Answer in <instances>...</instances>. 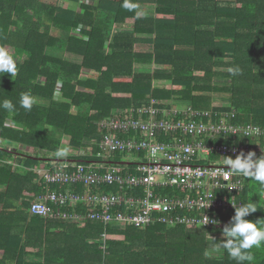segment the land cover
<instances>
[{
    "label": "trees",
    "instance_id": "1",
    "mask_svg": "<svg viewBox=\"0 0 264 264\" xmlns=\"http://www.w3.org/2000/svg\"><path fill=\"white\" fill-rule=\"evenodd\" d=\"M149 6L153 12L145 13ZM0 46L19 58L15 77L0 76V103L17 109L0 108L7 142L0 146V264H66V255L89 264H236L213 245L224 226L201 232L178 226V235L168 237V227L153 224L126 240L119 225L88 220L79 239L67 235L76 242L51 245L47 231L80 223L31 213L30 201L47 191L38 171L43 157L69 147L85 150L70 159L100 161L98 122L151 97L162 105L182 95L198 109H236V122L264 127V0H0ZM236 66L235 76L220 69ZM158 78L171 79L172 87H155ZM219 91L231 105L212 104L210 93ZM23 94L35 99L30 111L20 107ZM238 141L264 147L263 137ZM115 156L118 162L122 154ZM244 182L243 190L224 191L225 198L256 203L246 219H264V189ZM226 213L231 218L235 209ZM25 229L36 236L25 240ZM251 251L264 264V246Z\"/></svg>",
    "mask_w": 264,
    "mask_h": 264
},
{
    "label": "built area",
    "instance_id": "2",
    "mask_svg": "<svg viewBox=\"0 0 264 264\" xmlns=\"http://www.w3.org/2000/svg\"><path fill=\"white\" fill-rule=\"evenodd\" d=\"M234 115V113L210 112L192 105L166 106L154 98L149 103L120 110L98 122L101 129L110 132L104 137L101 147L111 151L147 150L149 162L141 164L138 173H122L118 167H112L110 171L101 173L90 164H80L74 172L62 171L48 174L47 177L52 181L63 179L72 182L82 181L88 185L117 183L121 186H132L134 191L128 195L88 192L61 196L49 193L41 201L33 203L31 213L51 217L54 214L47 204L48 201L62 204L68 201H83L86 204L85 211L59 210L55 217L68 222L94 220L105 226L111 223L137 227L153 224L171 227L184 223L201 225L208 217L209 223L203 226L225 225L230 218L218 213L226 209H234L233 204L237 205V203L226 199L223 193L240 189L242 177L232 176L224 164L203 163L195 159L209 156L214 152L228 155H238L241 151L245 154L249 151L256 154L263 153L264 147L238 143L211 145L203 140L198 141L196 136L201 134L264 136V129L260 126L232 123L230 117ZM207 117L208 123L205 121ZM118 130H141L150 138L147 137L142 141L134 138L120 139L114 133ZM157 132L175 134V136L170 142H158L152 138ZM159 187H172L180 191L182 189L192 195H157L156 189ZM230 187L237 188L229 189ZM211 220H217L218 223L213 224Z\"/></svg>",
    "mask_w": 264,
    "mask_h": 264
},
{
    "label": "bare ground",
    "instance_id": "3",
    "mask_svg": "<svg viewBox=\"0 0 264 264\" xmlns=\"http://www.w3.org/2000/svg\"><path fill=\"white\" fill-rule=\"evenodd\" d=\"M153 99V97H151V100ZM155 99V98H154ZM150 100V101H151ZM156 101H158L159 103H161L159 100L155 99ZM162 104V103H161ZM181 103H178L176 102L175 100H173L170 104L166 105V106H171V105H177V106H181V107H186L187 105H192L191 103H183L185 105H179ZM193 106V105H192ZM194 107V106H193ZM207 111H212V112H220V113H234L235 115L233 117H230L231 118V122L236 124V125H248V124H252V125H257V126H260L258 124H255V123H245V122H236L235 119L237 118V111L236 109H232V110H219V109H216L214 106L210 109H205ZM109 118V117H108ZM217 119V117L215 118V120ZM205 121L208 123L209 122V118H205ZM9 124H12L10 121H9ZM100 127V126H99ZM261 128L264 129V127L260 126ZM100 131H102V138L101 140L99 141L98 145H99V149L101 150V152H103V159L98 161V160H91V161H87V162H79V161H72V162H66L63 166L61 165H58V162H55L54 165L52 167H41L38 169L39 173H40V176H41V179L44 181L45 185H46V188H47V191H45L44 193L42 194H39L35 197H33L32 201H31V206H30V212H31V208H32V205L34 202H37V201H41L42 198L49 194V193H55L57 195H69V196H72V195H77V194H85V193H96V192H101V193H111V194H131L133 191H134V187L132 186H128V185H124V186H121L117 183H114V184H109V183H103V184H100V185H93V184H86L82 181H77V182H72V181H66V180H61V181H52V180H49L47 175L48 174H56L57 172H62V171H66V172H74L76 171L77 169V166L80 165V164H84V165H92L95 170L97 171H100L101 173H106L108 171H110L112 169V167H118V169L120 170V172L122 173H129V174H136L138 173V168L141 166V164L143 163H148L149 162V159H148V156H147V150L146 151H134V150H114V151H111L110 149H104L101 147V142L103 141L104 137L106 136V134H109L110 132L108 130H105V129H101L100 128ZM116 134V136L120 139H137L138 141H142L143 139L149 137V135H146L145 133H143L141 130H138V131H123V130H118V131H115L114 132ZM119 133H123V134H126V136L124 137H120L119 136ZM134 133V134H133ZM175 134H166V133H155L153 135V139L155 141H158V142H170L171 140H173ZM160 137V138H159ZM241 137L243 138H246V137H251L253 138L254 140H257L259 138H264V136H257V137H254V136H247V135H242V134H237V135H233V134H227V135H224V134H219V135H215V136H209L207 134H201L199 136H196V139L199 141V140H203L205 142H207L208 144H211V145H217V144H232V143H238V144H247V143H244L242 141H238V139H241ZM150 138V137H149ZM191 138V136H189V139ZM194 138V137H193ZM192 138V140H193ZM219 138H222L223 141H215V139H219ZM249 145H252V146H256L255 144H249ZM119 153H129V154H132L135 156V158L133 160H128V159H124L122 161H114V159L112 158V156L115 154H119ZM258 154H264L263 153H257L256 155ZM226 156H236V155H228V154H219L217 152H214L212 154H210L209 156H202V157H199V159H195V160H200L202 161L203 163H209V164H220V165H223L224 164V161L226 159ZM67 165V166H66ZM67 185V186H74V185H83L84 186V189L82 191H77V190H73V189H69L67 191H57V190H53L51 189V185ZM103 186L105 187H114L116 188L115 191H104L103 190ZM244 186H245V182H244V178L242 177V186L240 189L238 190H235V191H240V190H243L244 189ZM168 190V191H166ZM227 192H230V191H227ZM234 192V191H232ZM156 194L157 195H163V194H168V195H188V196H191L192 194L189 193L188 191L186 190H178V189H174L172 187H159L156 189ZM227 199V198H226ZM230 201H235L233 199H228ZM236 202V201H235ZM237 203V206H239L240 204L238 202ZM48 206L53 210V216H55V214H57V212L59 210H62V211H79V212H82V211H85L86 209V204L85 202L83 201H77V202H72V201H68L64 204H62L61 202H55V201H48L47 202ZM235 209V208H234ZM234 209H226L224 212L222 213H218L219 215L223 216V217H228L226 211L227 210H234ZM229 218V217H228ZM88 220H85V221H82V222H78V223H84ZM71 223H77V222H71ZM178 226H185L186 228H190V227H196V226H200V225H186L184 223V225H176V226H171V227H178ZM224 225H213V226H203V228H206V229H211V228H218V227H223ZM170 228V227H168Z\"/></svg>",
    "mask_w": 264,
    "mask_h": 264
},
{
    "label": "clouds",
    "instance_id": "4",
    "mask_svg": "<svg viewBox=\"0 0 264 264\" xmlns=\"http://www.w3.org/2000/svg\"><path fill=\"white\" fill-rule=\"evenodd\" d=\"M81 1L90 3L92 0ZM124 7L129 8V5L125 3ZM80 26L83 28V25H79L78 30L81 29ZM18 59L7 47L0 46V76L8 74L11 78L15 77L18 74ZM230 73L234 76L239 75L241 69L238 66L233 67ZM19 104L21 108L30 111L35 104V99L30 94H23ZM0 108L7 110L10 114H15L17 111L9 100L0 103ZM55 155L62 158L68 153L61 148L57 149ZM224 166L230 170L232 176L252 180L264 189V155L257 157L253 151L246 154L241 151L234 159L230 156L226 157ZM231 188L237 187L229 189ZM255 205L256 203L253 202L241 203L239 206L233 204L235 213L222 228V238L219 241L213 239L214 247L217 250L224 249L236 264H256V257L251 250L264 246V219L256 221L246 219L247 216L257 211L258 208ZM207 223H209L208 217L200 226ZM211 223L217 224L218 221L211 220Z\"/></svg>",
    "mask_w": 264,
    "mask_h": 264
},
{
    "label": "rangeland",
    "instance_id": "5",
    "mask_svg": "<svg viewBox=\"0 0 264 264\" xmlns=\"http://www.w3.org/2000/svg\"><path fill=\"white\" fill-rule=\"evenodd\" d=\"M147 9H149L148 11H146L145 13H152L153 12V10H154V7L153 6H149V7H147ZM126 28H128V27H126ZM8 49H9V51L11 52L12 51V48H10V47H7ZM138 49V48H137ZM148 49V48H147ZM146 50V49H145ZM146 67H149V66H145V65H141V66H137V68L138 69H141V70H143V69H146ZM221 70H230L229 68H220ZM84 73L86 72V71H83ZM228 80H229V78H228ZM218 82H216V84H217ZM153 85L155 86V87H160V88H171L172 87V81H171V79H161V78H158V79H155L154 81H153ZM223 85H225V84H223V83H218L217 84V86H223ZM220 90V89H219ZM210 95H211V98H212V101H213V105H221V106H223V105H231L232 104V98H231V96L229 95V94H227V92H221V91H219V92H212V93H210ZM174 100L176 101V102H178V103H181V104H179V105H185V104H183V103H187V102H191V101H189L188 99H186L185 97H183L182 95H178V96H175L174 97ZM2 138L0 137V146L1 145H4L5 146V143H7L5 140L2 142ZM12 147V146H11ZM11 147H10V149H11ZM8 148V147H7ZM23 148V147H22ZM63 149L64 148H66V147H62ZM23 150H26L25 148L23 149ZM71 150V151H70ZM28 152H33V150L32 149H28L27 150ZM27 151H25V152H27ZM74 152V151H76V154H78L79 152H83L84 150H73V149H68V152ZM78 151V152H77ZM119 154H122V157H121V160L120 161H122V160H124V159H128V160H133L134 158H135V156L134 155H132V154H129V153H119ZM54 155V154H53ZM100 156H101V160L103 159V157H104V155H103V152H101L100 153ZM116 156H115V154L112 156V158L114 159ZM44 162H46V163H44ZM49 162V163H48ZM44 163V165L45 166H47V168L48 167H52L53 165H54V162H52L51 160H43V162L40 164V165H42ZM66 162H64V161H59L58 162V165H64ZM12 164H14V166H16V162H13ZM42 167V166H41ZM40 167V168H41ZM30 200H31V198H30ZM33 200V199H32ZM31 200V201H32ZM30 201V202H31ZM121 228H122V230H123V234H122V237L123 238H125L126 240H128L129 239V235L130 234H133L134 233V231L136 232V233H140V231H144V230H146V228L148 227V226H142V227H137V226H134V225H119ZM116 227V226H115ZM177 227H170V228H168L169 230H168V234L167 235H165V236H168V237H170V236H172V235H178V233H177V229H176ZM174 229V230H173ZM191 231H194V232H201L202 230H204L205 228H203L202 226H196V227H190L189 228ZM153 234V233H152ZM154 234H156V233H154ZM156 235H158V234H156ZM219 237H221L220 235H219ZM222 238V237H221Z\"/></svg>",
    "mask_w": 264,
    "mask_h": 264
},
{
    "label": "crops",
    "instance_id": "6",
    "mask_svg": "<svg viewBox=\"0 0 264 264\" xmlns=\"http://www.w3.org/2000/svg\"><path fill=\"white\" fill-rule=\"evenodd\" d=\"M68 149H71L69 147H66L64 148V150L67 151L68 155L70 157H73V156H78V155H82L85 153V150L83 152H79L78 154H76V151L74 152H68ZM33 150V149H32ZM28 152V151H27ZM78 152V151H77ZM66 156V157H57L56 155H51L50 158L48 157H43L42 159L44 160H51L52 162H59V161H64V162H72V161H75L74 159H70L69 156ZM47 167L44 165V163L42 165H40V167ZM39 167V168H40ZM75 224H70V225H65L64 227L60 228V229H56V230H53V231H47L48 234L51 236V240L48 241L50 242L51 245H58V247H67V246H63L65 242H68L70 244H72L73 242H76L75 240H72V239H68L67 238V235L68 234H72L73 236H76L75 237H72V238H75V239H79V237L81 236V233L83 232V230L81 231L82 229V226L83 224H79L78 226H74ZM72 231V232H71ZM53 232H55L53 235ZM23 235H24V239H30V238H33L34 236H36V234L34 233V230L30 231V230H27L25 229V231L23 232ZM55 236V238L52 239V237ZM78 241V240H77ZM46 243H44L45 245ZM66 245H70V244H67L65 243ZM2 254V251H0V255ZM63 262H65L66 264H89L87 261H83V260H80L78 261L79 263H77L75 260H71V257L66 255V258L65 257H62L61 259ZM52 262V261H51Z\"/></svg>",
    "mask_w": 264,
    "mask_h": 264
}]
</instances>
